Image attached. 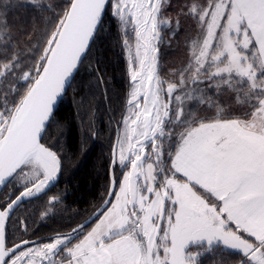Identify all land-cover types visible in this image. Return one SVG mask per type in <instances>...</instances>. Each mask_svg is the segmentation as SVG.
<instances>
[{
	"label": "snow or ice",
	"instance_id": "1",
	"mask_svg": "<svg viewBox=\"0 0 264 264\" xmlns=\"http://www.w3.org/2000/svg\"><path fill=\"white\" fill-rule=\"evenodd\" d=\"M69 98L105 182L43 234ZM0 264H264V0H0Z\"/></svg>",
	"mask_w": 264,
	"mask_h": 264
},
{
	"label": "trees",
	"instance_id": "2",
	"mask_svg": "<svg viewBox=\"0 0 264 264\" xmlns=\"http://www.w3.org/2000/svg\"><path fill=\"white\" fill-rule=\"evenodd\" d=\"M23 19L26 24L30 23L29 15L25 14ZM163 52L166 61L172 60L177 55L176 44L163 48ZM122 67L120 50L113 47L108 53V76L112 78V87L117 91L121 87ZM94 110L96 112L94 126L102 131L98 139L85 135V130L88 128L87 115L77 116L71 98L65 102L57 115V119L64 125L62 143L71 163L68 164L55 191L66 194L64 208L67 211L58 212L55 219L47 220L43 224L37 221L43 234H49L52 229L60 228L74 213L90 210L93 203L98 201L105 182L103 163L108 145V113L106 105L101 100L95 101ZM87 111L88 108L83 110L84 113ZM84 142L86 147L81 151Z\"/></svg>",
	"mask_w": 264,
	"mask_h": 264
},
{
	"label": "rangeland",
	"instance_id": "3",
	"mask_svg": "<svg viewBox=\"0 0 264 264\" xmlns=\"http://www.w3.org/2000/svg\"><path fill=\"white\" fill-rule=\"evenodd\" d=\"M164 48H165V49L168 48V45L166 44V45L164 46Z\"/></svg>",
	"mask_w": 264,
	"mask_h": 264
}]
</instances>
